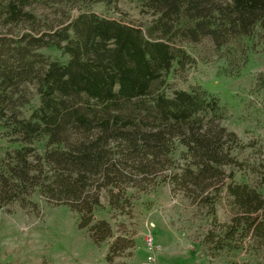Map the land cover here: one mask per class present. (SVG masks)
<instances>
[{
    "label": "trees",
    "instance_id": "obj_1",
    "mask_svg": "<svg viewBox=\"0 0 264 264\" xmlns=\"http://www.w3.org/2000/svg\"><path fill=\"white\" fill-rule=\"evenodd\" d=\"M141 4L151 16L146 23L92 10L43 23L26 10L32 0H0V128L19 144L0 157V207H24L37 192L77 212L79 227L101 243L112 236L106 220H93L102 191L110 208L121 209L127 188L144 189L152 180L212 210L224 188L231 222L219 234L209 231L207 242L234 250L238 239L264 240L263 195L225 169L240 165L232 154L240 142L221 123L218 96L168 80L174 67L191 63L183 45L205 39L238 75L247 60L243 38L258 33L264 51V0ZM42 48L66 58H50ZM120 241L109 246L110 264L125 247Z\"/></svg>",
    "mask_w": 264,
    "mask_h": 264
},
{
    "label": "rangeland",
    "instance_id": "obj_2",
    "mask_svg": "<svg viewBox=\"0 0 264 264\" xmlns=\"http://www.w3.org/2000/svg\"><path fill=\"white\" fill-rule=\"evenodd\" d=\"M26 10L43 23H57L84 10L137 24L151 19L141 0H119L111 5L88 0L56 4L32 0ZM242 44L247 46V60L238 75L205 39L183 45L191 63L174 67L168 80L175 88L199 85L218 96L225 111L221 123L235 132L240 142L232 152L240 165L225 169L233 173L234 181L247 183L264 197V51L258 33L243 38ZM41 51L50 58H66L55 48ZM36 105L37 98L32 101V106ZM24 112L28 114L30 108L25 107ZM18 146L0 128V157ZM39 147L42 151L41 144ZM174 156L176 163L183 162L177 152ZM127 194L129 202L112 209L106 192H101V207L94 210L93 220L104 219L112 228V236L101 243L93 241L88 229L79 227L77 212L63 204L54 205L37 192L24 207L18 202L0 207V264H110L106 255L116 237L125 247L113 258L114 264H264V240L256 236L238 239L239 248L234 250H214V244L207 242L209 231L219 234L222 226L231 222L233 213L224 188L212 210L172 192L169 183L153 184L150 180L144 189L127 188ZM150 236L153 246L148 248Z\"/></svg>",
    "mask_w": 264,
    "mask_h": 264
},
{
    "label": "built area",
    "instance_id": "obj_3",
    "mask_svg": "<svg viewBox=\"0 0 264 264\" xmlns=\"http://www.w3.org/2000/svg\"><path fill=\"white\" fill-rule=\"evenodd\" d=\"M147 242H148L147 246H149L148 248H151L153 246V240L151 236L147 238ZM151 259H152V255H149L148 260H151Z\"/></svg>",
    "mask_w": 264,
    "mask_h": 264
}]
</instances>
